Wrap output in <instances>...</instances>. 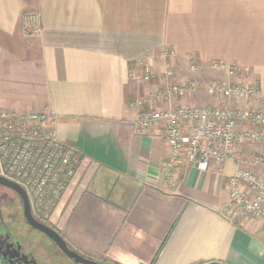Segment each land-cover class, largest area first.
I'll return each instance as SVG.
<instances>
[{
	"label": "crops",
	"instance_id": "crops-1",
	"mask_svg": "<svg viewBox=\"0 0 264 264\" xmlns=\"http://www.w3.org/2000/svg\"><path fill=\"white\" fill-rule=\"evenodd\" d=\"M28 13L36 37L24 35ZM139 61L157 75L171 68L180 84L255 82L249 106L264 110V0H0V109L49 112L74 152L50 225L104 264H264V223L221 212L234 164L186 165L168 183L160 126L134 133L135 102L162 85L141 80ZM225 103L197 91L159 106Z\"/></svg>",
	"mask_w": 264,
	"mask_h": 264
},
{
	"label": "built area",
	"instance_id": "built-area-1",
	"mask_svg": "<svg viewBox=\"0 0 264 264\" xmlns=\"http://www.w3.org/2000/svg\"><path fill=\"white\" fill-rule=\"evenodd\" d=\"M23 28L26 37L38 36L41 32L38 14H25ZM167 54L172 53L162 55ZM138 65L142 68L143 82L159 78L162 85L135 102L142 111L132 126L136 135L151 126H160L169 149L162 163L167 182L172 183V173L186 165L204 172L212 164L232 163L235 168L226 181L223 216L230 222L242 219L264 223V110L249 106L261 97L255 82L180 84L170 81L174 71L169 67L157 75L145 61H139ZM211 68L222 69L224 65L213 62ZM196 69L194 63L189 65V72ZM236 71L235 67L226 70L230 78ZM197 91L227 103L175 109L159 106L171 98L182 99ZM55 120L49 112L10 113L0 109V177L24 190L32 210L41 215L48 214L75 174L74 152L57 140ZM248 146H255L256 150L242 159L240 153Z\"/></svg>",
	"mask_w": 264,
	"mask_h": 264
},
{
	"label": "flooded vegetation",
	"instance_id": "flooded-vegetation-1",
	"mask_svg": "<svg viewBox=\"0 0 264 264\" xmlns=\"http://www.w3.org/2000/svg\"><path fill=\"white\" fill-rule=\"evenodd\" d=\"M47 229L54 230L48 214L35 212L30 204L26 216L16 191L0 185V264H74ZM58 235L68 248L87 258Z\"/></svg>",
	"mask_w": 264,
	"mask_h": 264
},
{
	"label": "water",
	"instance_id": "water-1",
	"mask_svg": "<svg viewBox=\"0 0 264 264\" xmlns=\"http://www.w3.org/2000/svg\"><path fill=\"white\" fill-rule=\"evenodd\" d=\"M0 185L12 188L14 191H16V193L20 196V198L23 201L24 204V211H25V215L29 216L30 214V202L28 199V196L26 195L25 191L22 190L18 185L0 177ZM57 200V199H56ZM55 200V201H56ZM39 227V226H38ZM50 233H51V237L54 239V241L56 243L59 244V246L61 245L64 252L67 254V256L73 261L74 264H104V263H100V262H96L93 260H90L88 258H85L77 253H75L74 251H72L70 248H68L66 246V243L61 239V237L58 235V232L54 229H47ZM207 264H221V263H207Z\"/></svg>",
	"mask_w": 264,
	"mask_h": 264
},
{
	"label": "rangeland",
	"instance_id": "rangeland-1",
	"mask_svg": "<svg viewBox=\"0 0 264 264\" xmlns=\"http://www.w3.org/2000/svg\"><path fill=\"white\" fill-rule=\"evenodd\" d=\"M248 147H250L251 150H252V149H255V150H256V147H255V146H248ZM245 148H247V147H245ZM243 150H244V148L242 149V151H243ZM255 150H254V151H255ZM241 157H242V159H244V154H242ZM248 158H249V157H248ZM245 159H246V158H245Z\"/></svg>",
	"mask_w": 264,
	"mask_h": 264
}]
</instances>
